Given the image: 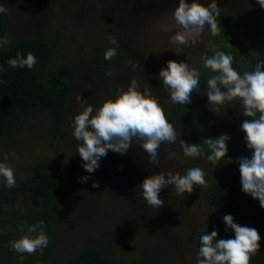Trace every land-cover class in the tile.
I'll list each match as a JSON object with an SVG mask.
<instances>
[{
	"label": "trees",
	"instance_id": "obj_1",
	"mask_svg": "<svg viewBox=\"0 0 264 264\" xmlns=\"http://www.w3.org/2000/svg\"><path fill=\"white\" fill-rule=\"evenodd\" d=\"M29 1L30 6L32 3L34 6L47 7L53 12L55 19L59 16L62 18L69 12L70 4L73 3V0ZM110 1L114 3L117 14L122 13V10L133 14L137 8L135 6L137 3L134 4L135 0ZM207 1L212 3V0ZM214 1L220 8V16L217 18L220 34L215 38L219 43L218 51L233 56L232 67L239 73L254 70L255 64L263 59H250V54H245L243 51L246 45H252L255 53L259 51V45L264 48V12L259 17L254 16L257 12L255 9L264 3V0ZM236 9L243 11L245 20H240L234 15ZM142 14L144 13L137 11L134 16L135 21L141 20ZM110 23V20H105L103 23L100 19L97 20L94 26L95 32L84 30L86 26L78 25L76 22L73 23L74 26L70 25V28L65 30L57 26H49L43 35H23L13 39L12 18L8 13H0V39H7V43L0 47V147L9 145L26 125L40 118L45 119L48 133L59 139L70 127L66 115L67 107L79 93L81 95L86 80L94 85L99 84L101 94H108L111 98L118 95V87L113 79L115 72H124L133 78L135 75L136 79L141 81L138 68L133 69L129 62L137 53L150 52L148 48L138 45L123 50L121 43L116 57L111 60L104 59L106 50L113 47L103 34L104 30L109 29ZM72 29H76L74 34L69 33ZM17 32L16 35L19 36L20 32ZM209 32L211 33L210 30ZM80 35L83 37L81 38ZM79 40L81 45L77 47L76 43ZM69 44L76 50L81 49L76 57L65 58L64 52ZM230 44L232 47L229 46ZM127 49H134V53L129 54ZM29 52L38 60L32 69L26 66L15 69L9 67L7 63L9 59L15 58L17 53L26 58ZM153 59L155 58L151 57V60ZM118 63L121 66L117 67ZM83 66L92 72L91 79L81 81ZM107 72L111 75H106ZM215 74L203 66L199 79L200 93L194 91L189 104H194L195 100L203 98L207 91V80ZM87 96L84 95V98ZM159 102L164 107L168 121L173 123L184 139L195 144H203L204 139L218 138L227 134L230 140L227 157L221 158L216 164L207 160L206 157L211 154V150L204 145L205 155L201 156V162L207 170L214 173V177L206 180L205 185L194 186V196L183 203L189 204V209L186 208L188 210H183L177 205L172 206L171 199L176 195L173 188L170 189V193H159L165 206L143 223L150 225L147 232L158 235L161 233L182 235L178 238L186 240L193 249L194 261L197 264L201 246L200 237L203 234L215 230L218 232V239L234 238V231L231 229L225 231L227 225L223 220L225 215H231L234 217V222L241 226L258 230L261 237L260 248L258 254L251 257L250 264H264V215L255 213L256 203L250 202V195L243 192L240 182L238 161L244 157L250 159L251 156H244L239 152L235 136L226 132L229 131L230 124L221 131L216 130L208 112L207 100L200 109L189 105L172 104L165 98H159ZM258 116L259 113L257 118ZM244 119L250 118L243 116ZM136 144H140V141L133 140L132 146ZM146 155L148 154L145 153L144 157ZM13 163L17 185L8 188L5 186L6 182L0 180V264L121 263L118 258L106 255L104 244H90L76 250L74 254L65 247V241L69 240L67 236L70 234L71 217L78 211H74L77 210L74 208L66 210L64 207L73 199H81V208L84 207V201L88 202L90 198H98L99 194L107 193L104 192L105 185L109 182L99 183L98 188H89L86 182H79V178L84 177L85 170L82 164L73 158L55 160L44 157L27 163H20L17 160ZM123 188L126 189L125 186ZM93 189H99V194ZM111 193H115L118 197V194L122 195L124 192L116 189L109 194ZM181 199L182 196L178 198L177 204ZM138 201L127 207L136 208L140 203V200ZM118 202L121 207L126 204L122 199ZM198 205L200 207L196 209L195 206ZM131 209L130 211L133 212ZM124 212L128 217L127 211ZM63 219L65 221H62ZM39 221H44L47 225L45 232L49 237V243L42 253L38 250L34 255L25 254L21 262L19 254L12 249L11 242L27 234L28 227ZM19 227L24 231L21 232ZM63 249L68 255L65 256Z\"/></svg>",
	"mask_w": 264,
	"mask_h": 264
},
{
	"label": "rangeland",
	"instance_id": "obj_2",
	"mask_svg": "<svg viewBox=\"0 0 264 264\" xmlns=\"http://www.w3.org/2000/svg\"><path fill=\"white\" fill-rule=\"evenodd\" d=\"M29 2V0H0V4L8 9L7 13L12 18L14 30L11 31V35L13 39L23 35H43L49 26H57L65 30L70 28V25H73L74 22L86 26L84 30L95 32L96 28L94 26L97 20L100 19L101 23L110 20L109 29L104 30L103 34L106 37L108 34L114 36L119 44H123V50L138 45L148 48L150 52L137 53L133 55L134 58L131 61L139 65L137 68L140 72L142 86L148 83L158 98H165L168 101H170L169 94L164 90L159 79V72L162 68L167 67V61L175 60L189 63L201 75L204 59L214 55L219 47V43L215 39L216 36L209 32L210 28L207 25L201 33L189 38L188 44L181 45L173 42L175 34L182 31L180 26L176 24L173 15L179 0H135L134 4L137 3L135 5L137 8L133 14L123 10L120 14L115 13V5L110 0H88V2L87 0H73V3L70 4V11L64 14L62 18L59 16L57 19L54 18L53 12L47 7L43 5L34 6L32 3L30 6ZM188 2H191V0H188ZM198 2L205 6L209 4L207 0H198ZM213 2L215 1L212 0ZM255 10L257 11L254 13L255 17L261 16L264 12L261 6H258ZM137 11L144 13L139 21L134 19ZM234 15L240 20L246 19L240 9H236ZM17 31L20 32L19 36L16 35V33L18 34ZM75 31L76 29H72L69 33L74 34ZM80 37L83 36L80 35ZM76 45L79 47L81 41H77ZM73 47L71 44L66 47L65 58L76 57L79 54L81 49L76 50ZM127 51L129 54L134 53V49H127ZM243 52L250 54V59L262 58L264 60V48L260 45L257 53L254 52L252 45H246ZM151 57L155 59L151 60ZM116 66L121 65L118 63ZM84 67L81 81L92 77V72ZM115 73L113 79L118 89L123 87L126 90L131 80L136 79L135 75L133 78L124 72ZM86 82L81 95L78 94L81 100L88 99L89 104L93 105L94 108H99L107 99L111 98L108 94H101L99 84L94 85L89 80H86ZM84 95L88 96L84 98ZM205 100L208 103L206 94L202 99L195 100L194 104L185 105L200 109L203 107ZM83 107L84 105L77 100V96L70 102L66 112L70 127L63 132L59 139L48 133L44 118L32 121L18 133L17 138L9 145L0 147V160H3L5 154L15 153L19 156L18 160L9 155L8 163L12 166L15 160L20 163H27L30 160L35 161L44 157L55 160L73 158L83 165L84 161L77 152L79 142L75 140L74 129L71 126L74 116L82 111ZM208 112L211 114L213 126L216 130L221 131L230 124V129L226 132L235 136L239 152H242L244 156H252V150L246 147V134L241 130V124L243 123L241 101L237 99L226 103L218 110L216 106L208 103ZM180 139L187 141V143H193L184 139L181 135ZM141 144L140 141V144L131 146L123 156L109 150L106 157L101 158L98 169L93 173L83 171L84 176L91 177L86 181L89 188L92 187L93 180L98 184L103 181L109 182L105 185L106 191L104 192L107 193L99 194V189H93L99 194V197L90 198L88 202L84 201V207L82 208L81 199H73L67 203L64 207L66 210L74 208L77 209L74 211H78V213L71 217L70 234L67 236L69 240L68 242L65 241V247L67 251L69 250L71 254H74L76 250L87 245L104 244L106 255L118 258L121 261L119 264H195L193 249L187 244L186 240L178 238L182 235H178V233H161L158 235L154 232H147L150 225L143 223L146 222V219L149 220L154 216L159 209L147 204L137 186L142 184L146 176L161 171H171L173 174L183 176L186 175L188 169L200 167L207 173L206 180L213 178L214 173L203 166L201 157L185 156L179 140L174 144H161L158 150L159 165L148 163V155L144 157L146 152ZM162 146L165 148H162ZM0 180L3 181L4 179L0 177ZM111 183L116 186L114 187ZM172 188V186H168L162 189L160 194H163V192L170 193ZM116 189L122 190L124 193L122 195L118 194V197L115 193L109 194ZM134 189L135 191H133ZM194 190L193 188L191 194L185 193L178 204L177 200L180 196L174 195L171 199L172 206L176 207L177 205L183 210L188 208L189 204L183 203L194 196ZM119 199L126 202L125 206H119ZM138 200H140V203L136 208L127 207L134 201L139 202ZM250 202L256 203V214L264 215V209L260 207L257 199L250 196ZM199 207L200 205L195 206L196 209ZM124 211H127L128 217ZM64 216L66 217L67 213ZM62 221H65V219ZM63 251L65 252L64 249ZM66 255L68 254L65 252Z\"/></svg>",
	"mask_w": 264,
	"mask_h": 264
},
{
	"label": "clouds",
	"instance_id": "obj_3",
	"mask_svg": "<svg viewBox=\"0 0 264 264\" xmlns=\"http://www.w3.org/2000/svg\"><path fill=\"white\" fill-rule=\"evenodd\" d=\"M264 8V3L260 4ZM8 9L0 4V13L6 14ZM176 24L182 31L177 32L173 42L186 45L189 38L198 35L207 25L211 34H220V8L217 3L207 6L198 0H179L173 12ZM110 45L105 54V60H111L118 55L119 43L111 34L107 35ZM7 43L6 38L0 39V47ZM230 47L231 44L229 45ZM9 67H27L32 69L38 60L29 52L25 58L20 53L8 60ZM133 69L139 65L130 61ZM233 56L223 51H216L211 57L205 58L203 66L210 69L215 75L207 80L206 93L208 103L219 107L239 99L243 107L242 115L246 118L241 124V130L246 134V147L252 150V156L241 158L238 161L240 182L245 194L257 199L264 209V60L255 64L254 70L243 74L233 67ZM106 75H111L107 72ZM162 87L169 94L172 104L185 105L191 103V94L200 93V72L189 63L175 60L167 61V67L159 72ZM77 100L84 107L74 116L72 128L78 150L84 161L83 168L93 173L100 167L101 158L106 157L109 150L125 155L132 146L133 140L142 142L143 150L148 154V163L159 165V148L161 144H174L179 140L180 146L188 157L204 156V145L210 150L207 160L216 164L221 158L227 157L230 136L225 134L218 138H207L203 144L187 143L180 139L181 132L177 131L173 123L166 118L164 107L154 94L148 83L141 84L138 79H132L126 90L121 87L115 98L107 99L99 108H94L87 99ZM257 113L259 116L257 118ZM9 155L19 159L18 154H5L0 160V177L6 181L5 186L13 188L16 185L14 168L8 163ZM175 155V154H173ZM230 160V159H229ZM207 173L200 167L187 170L186 175L173 174L171 171H161L146 176L137 188L147 204L153 208L164 207V201L159 193L162 189L172 186L177 196L191 194L196 185H205ZM90 176L79 178L84 183ZM93 188L99 184L93 180ZM135 191V189L133 190ZM225 231L231 229L235 236L232 239H218V232L203 234L200 237L197 264H250L251 257L258 254L261 237L255 228L241 226L234 222V217L225 215ZM47 225L44 221L30 225L27 234L11 242L12 249L19 254L22 262L24 255H34L38 250L42 253L49 243L45 232ZM24 229L21 228V232ZM35 235H32V234Z\"/></svg>",
	"mask_w": 264,
	"mask_h": 264
}]
</instances>
